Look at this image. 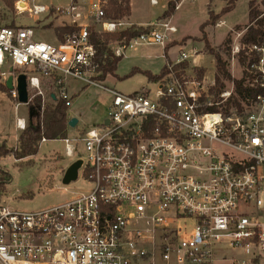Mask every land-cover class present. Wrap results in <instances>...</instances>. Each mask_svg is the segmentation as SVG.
Wrapping results in <instances>:
<instances>
[{
    "label": "built area",
    "instance_id": "2783aa9c",
    "mask_svg": "<svg viewBox=\"0 0 264 264\" xmlns=\"http://www.w3.org/2000/svg\"><path fill=\"white\" fill-rule=\"evenodd\" d=\"M37 1L18 0L15 8L73 31L52 44L37 40L32 26L0 28V77L4 67L23 74L29 100L38 95L42 103L51 99L43 86H51L70 107L71 79L111 98L101 125L61 140L65 156L82 162L74 184L88 191L37 212L0 204V264H214L226 248L241 252V264H264V91L245 102L223 91L215 100L213 84L178 68L197 58L187 53L166 63L154 90L103 89L91 36L133 28L127 16L108 17L109 0L57 8ZM151 27L126 43L109 41L107 52L122 58L137 46L165 47L177 32L169 19ZM253 50L262 54L250 86L264 89V48ZM10 98L17 100L14 89ZM187 220L191 231L178 225Z\"/></svg>",
    "mask_w": 264,
    "mask_h": 264
},
{
    "label": "rangeland",
    "instance_id": "374dc122",
    "mask_svg": "<svg viewBox=\"0 0 264 264\" xmlns=\"http://www.w3.org/2000/svg\"><path fill=\"white\" fill-rule=\"evenodd\" d=\"M8 1L13 2L12 8H8L5 3L0 0V28L14 27L17 25L32 26L37 40H43L52 44L55 43L58 37V20L53 21L49 16L45 15L29 17L27 13L19 14L15 8V3L18 0ZM159 1L161 2V0ZM224 2L225 0H214L212 12L219 13L222 7L224 8ZM248 2L249 0H238L233 10L219 19L213 27L207 26L204 29L210 46L220 52L221 58L227 64V71L231 77L236 80H241L246 71L244 66L240 63L241 55L238 53L241 50L240 40L248 25ZM36 3L44 5L47 8H57L67 6L69 0H39ZM30 4H32V2H30ZM136 4L138 5L135 9V13L136 16L140 18L153 21L161 12L159 10L161 9L160 5L151 7L148 0H141L138 1V3L136 1ZM180 6V10L176 13L175 23L178 32L174 38L179 40L183 37L184 39L180 42L178 41L176 44L172 42V46L170 44L171 50L169 55H171L173 59H176L179 57V51H183L184 53L198 56L196 63H191V60H189V63H184L183 65L186 66L185 70L189 72V76L194 75L199 80L202 79V77H206L207 81L213 84L208 88V91L212 93L215 100L223 91H232L234 94L232 83L224 79H221L224 86L223 91L219 93L214 91L217 88L214 86V77L217 75L215 61L212 56L204 51V42L201 40L202 34L200 32V26L208 20L207 8H202L198 2L190 3L188 1H185ZM256 8L264 15V0H256ZM224 22L226 23L225 26ZM227 38L229 39V43L224 46L223 43ZM161 55L162 52L159 47L143 46L127 51L126 58H122L117 64L116 72L120 79L108 75L104 81H97V83L103 89H112L123 94L139 90L142 86L146 85V80L141 73H135L130 76L132 68L139 67L140 69L151 70L155 66H161ZM244 56H247V54H244ZM195 59L196 58H194V60ZM3 71L6 72L7 67H4ZM247 73L255 77V72L247 71ZM1 80L0 78V81ZM2 82H0V85L4 84ZM246 83H248V81ZM66 86L69 94L76 95L73 98V106L68 108L67 114H71L73 110L78 108L79 116H85L84 122H79L77 129L89 125H101L106 117V107L109 104L110 95L104 90L96 87H89L82 91L84 85L79 80H68ZM52 89L55 91L54 88ZM52 89L50 90L52 91ZM43 92L44 95H46L49 91L44 89ZM79 92L80 94L77 96ZM9 93V90L0 91V115L4 114L9 116V113L13 112L14 105L19 103L18 100H16V102L12 100ZM44 100L45 102H49V99L46 97ZM92 104L94 107L90 109ZM20 105L22 106V104ZM23 108L24 107H21L20 109L22 110ZM82 133L83 130L77 131L74 137H72L73 133L71 131V133L68 134V138H79ZM78 151L81 157V144L78 146ZM77 156L78 155L75 157ZM75 157L67 158L65 156L64 144L61 141H48L39 147L37 155L33 157L25 158L17 163H15L16 161L11 157L5 158L2 163L4 168L0 167V169L9 174L10 181L5 185L4 195L0 196V204L21 212H37L63 204L75 195L88 191L90 186L81 181L75 184L72 183L66 187H63L61 183V178L68 167L67 165L70 162L72 164ZM178 225H184L188 231H191L194 222L187 220L178 222ZM244 260L245 258L241 252L226 248L225 252H218L216 254L214 264H236V262L241 264ZM155 264L164 263L156 261Z\"/></svg>",
    "mask_w": 264,
    "mask_h": 264
},
{
    "label": "trees",
    "instance_id": "16d2710c",
    "mask_svg": "<svg viewBox=\"0 0 264 264\" xmlns=\"http://www.w3.org/2000/svg\"><path fill=\"white\" fill-rule=\"evenodd\" d=\"M8 8L13 7V2L8 0H2ZM181 0H169L166 11L158 18V21L170 18L176 11V6ZM238 0H227L224 8L219 13L208 12V20L200 26V32L202 34L201 40L204 42V51L213 57L215 61V69L217 75L214 77V84L217 87L216 93L223 91V84L221 79L227 80L232 83L234 87V101L235 99L245 102L247 99H252L258 94H262L264 89L253 84L256 76L247 73L252 72V67L257 61V52L253 50V47L257 49L264 48V15L259 12L256 8V0H249L248 2V25L245 28V32L240 40L241 50L238 54L241 55L240 63L246 69L244 76L241 80H236L231 77L227 71L226 62L221 58L220 52L210 46L204 29L207 26H214L215 23L224 17L225 14L229 13L235 7ZM130 15L129 0H109L108 17L118 20L125 16ZM151 26L137 27L126 30L119 34L111 35H96L92 34L91 41L97 49V63L101 75L99 76L100 81H104L108 75L115 76L116 67L122 58L114 57L112 54L107 52L106 44L109 41H124L128 42L133 37L139 35L142 32H149ZM66 31H73L69 28L58 29V38L61 34ZM229 39L224 41V46L228 45ZM166 49V47H165ZM229 50V49H227ZM247 54V56H244ZM178 68L185 69L186 66L183 64ZM15 73V70H12ZM135 73H141L144 75L149 82L156 83L164 75L167 70L164 67L161 72L153 76L149 72H142L139 70H132L131 75ZM1 78V77H0ZM248 81V83H246ZM51 89V86H49ZM1 91H7L4 85H0ZM213 91V92H214ZM10 95V93H9ZM235 103V102H234ZM237 103H235L236 105ZM239 106V105H237ZM27 107L32 110V114L26 121L25 129L20 133L18 138V146L16 148H7L5 143L0 140V160L11 157L15 161H20L28 157L37 155L39 151L40 142L42 139L46 141H61L68 136V119L65 102L61 99L53 101L49 99V102L42 103L40 96L35 95L28 101ZM10 181L8 173L3 172L0 169V196L4 195L5 185Z\"/></svg>",
    "mask_w": 264,
    "mask_h": 264
},
{
    "label": "crops",
    "instance_id": "0c3cea01",
    "mask_svg": "<svg viewBox=\"0 0 264 264\" xmlns=\"http://www.w3.org/2000/svg\"><path fill=\"white\" fill-rule=\"evenodd\" d=\"M136 1L138 3V1H141V0H129V10H130V15L126 17V19L133 25V26H137V27H146V26H152L154 23H156L158 21V18L166 11L167 9V4H168V0H161V2L159 0H157V5L156 6H153V7H157V6H161V9H159L161 12L160 14L155 18V20L151 21V20H147L145 18H140L138 16H136V13H135V9L137 7L138 4H136ZM185 1H188L190 3H199L200 6L202 8H207V12L211 11L212 12V6H214V0H182L179 5H182ZM226 1L223 3L226 5ZM149 2V0H148ZM150 5V3H149ZM224 5V7H225ZM151 6V5H150ZM152 7V6H151ZM181 8V6H180ZM179 9H176L175 13L170 17L168 18L170 20V24L172 26H174L177 30V26H176V13L180 10ZM223 8V7H222ZM215 13V12H214ZM208 15V13H207ZM225 23V22H224ZM226 25V23L224 24V26ZM223 26V27H224ZM221 27V26H220ZM178 32V31H177ZM177 32L171 36V40L170 42L165 46V47H160V46H144V47H159L161 52H162V55H161V58H162V64L161 66H155L153 69H140L139 67H133L132 70L136 69V70H139V71H142V72H149L150 74H152L153 76H156L158 75L161 70L165 67L166 63L167 62H170V63H175L177 61V58L176 59H173L171 57V55H169L170 53V50H171V47H170V44L173 42L174 44H176L178 41H182L184 38L181 37L179 40H176V38H174V36L177 34ZM185 43V42H184ZM173 44V45H174ZM185 45V44H184ZM172 46V44H171ZM137 47H143V46H137ZM137 47H134L132 49H127L124 53V56L122 58H126V54H127V51H131V50H134L136 49ZM181 53H184L183 51H179V54ZM192 53H193V50H192ZM198 59V56L197 58L194 60V62L196 63ZM196 65V64H195ZM9 70L10 69H7L8 71V74L6 75V77L4 78H1L2 80L0 82L4 83L6 82V80L8 79V77L10 76V73H9ZM116 71H117V67H116ZM13 85H15V79L17 76L13 75ZM116 79H120L119 76L117 75V72H115V76H114ZM144 79L146 80V85L145 86H142L139 90H136L134 92H131V93H128L126 95H130V94H134L138 91H140L141 89L143 88H147V89H151V90H154V84L153 82H149L148 79L143 75ZM204 78V84H208L209 82L207 81V78L206 77H203ZM3 84V85H4ZM151 86V87H149ZM89 87L87 86H83L82 87V91L83 90H86L88 89ZM43 91L44 89L45 90H48L49 92L47 94H50V97L53 101H56V94L57 92L56 91H52L49 90L47 87L43 86ZM1 91V90H0ZM120 93V92H119ZM80 94L77 93V96ZM123 94V93H122ZM71 95V94H70ZM72 96V100H71V105L70 107L68 108H71L73 106V98L76 96L75 94L71 95ZM16 102V100H14ZM21 107H24L22 110L20 109ZM94 105L92 104L90 106V109H93ZM68 112V111H67ZM32 114V110L30 108L27 107V105H20L19 103H16L13 107V112L12 113H9V116L8 115H0V140L3 141L6 145L7 148H16L18 146V138H19V135L22 131L18 130L17 127H16V120H24V122L26 123L28 117ZM76 119L77 120V123L75 125L74 128H69L68 127V134L73 133V136L74 137V134L77 133V131H80V130H86L88 127H90L91 125L87 126V127H82L81 129H77V125L79 124V122H84L85 120V116H79V111H78V108L73 110L71 112V114H67V119L68 121L70 119ZM84 126V125H83ZM68 137V136H67ZM48 141H45L43 143L40 144V146L42 144H45L47 143ZM39 146V147H40ZM4 162V159L0 160V167H3L2 163ZM18 161H16L15 163H17ZM71 164V162L67 165L69 166ZM4 168V167H3ZM6 172V171H5Z\"/></svg>",
    "mask_w": 264,
    "mask_h": 264
},
{
    "label": "water",
    "instance_id": "95a60500",
    "mask_svg": "<svg viewBox=\"0 0 264 264\" xmlns=\"http://www.w3.org/2000/svg\"><path fill=\"white\" fill-rule=\"evenodd\" d=\"M10 76L6 80L4 86L7 90L12 91L13 89L17 92V100L19 104L27 105L29 101L28 89L26 83V77L20 74L15 79V86L13 85L12 69L9 70ZM77 123L76 119H70L68 121V127L74 128ZM107 123V122H106ZM81 160L74 161L70 166H68L61 178V183L63 186H69L74 183L78 178V170L81 166Z\"/></svg>",
    "mask_w": 264,
    "mask_h": 264
},
{
    "label": "bare ground",
    "instance_id": "6f19581e",
    "mask_svg": "<svg viewBox=\"0 0 264 264\" xmlns=\"http://www.w3.org/2000/svg\"><path fill=\"white\" fill-rule=\"evenodd\" d=\"M179 6H180V5H179ZM179 6H178V8H179ZM178 8H177V9H178Z\"/></svg>",
    "mask_w": 264,
    "mask_h": 264
}]
</instances>
